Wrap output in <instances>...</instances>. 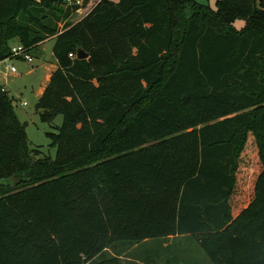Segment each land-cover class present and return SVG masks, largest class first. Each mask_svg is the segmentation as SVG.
I'll list each match as a JSON object with an SVG mask.
<instances>
[{
    "label": "trees",
    "instance_id": "16d2710c",
    "mask_svg": "<svg viewBox=\"0 0 264 264\" xmlns=\"http://www.w3.org/2000/svg\"><path fill=\"white\" fill-rule=\"evenodd\" d=\"M78 1L0 0V61L54 38L35 109L62 118L39 157L0 85V264H121L95 260L183 235L264 264V0Z\"/></svg>",
    "mask_w": 264,
    "mask_h": 264
},
{
    "label": "rangeland",
    "instance_id": "374dc122",
    "mask_svg": "<svg viewBox=\"0 0 264 264\" xmlns=\"http://www.w3.org/2000/svg\"><path fill=\"white\" fill-rule=\"evenodd\" d=\"M71 2V0H69ZM99 0H89L88 4L83 8L85 15ZM258 3L259 0H256ZM198 3L215 9V0H198ZM77 5H82L79 0ZM78 19V17H76ZM59 28L62 24H59ZM234 27L240 29L243 27V21L238 20L234 23ZM20 44L18 39L9 42L10 48ZM52 41L45 42L38 50L33 51L34 55H40L45 61L43 64L33 62V65L20 60L12 62L17 73L14 76L5 78L0 74V83L4 84L9 91L10 97L14 98L13 108L19 121L25 125V135L28 145L31 149L41 152L39 157L48 156L55 157V149L50 147L49 135L55 133L54 126H60L62 123L61 116L54 119L53 125L43 122L40 119L39 111H36L37 91L42 85L44 64H53L55 59L52 55ZM41 62V60H39ZM35 65H39L35 67ZM20 102H25L26 106H20ZM81 166V165H79ZM78 165H71L61 169V173H69L76 169ZM189 235L178 236L176 239H153L141 242L139 244H117L107 250L105 256L96 258L95 262L108 259V257L117 256L121 264H211L209 259L199 248L197 242ZM183 241V242H182ZM179 242V243H178ZM182 242V243H181ZM178 246V244H180ZM189 249L188 251L186 248ZM179 254V255H178ZM175 259V260H174ZM179 261V262H176Z\"/></svg>",
    "mask_w": 264,
    "mask_h": 264
},
{
    "label": "crops",
    "instance_id": "0c3cea01",
    "mask_svg": "<svg viewBox=\"0 0 264 264\" xmlns=\"http://www.w3.org/2000/svg\"><path fill=\"white\" fill-rule=\"evenodd\" d=\"M52 41L53 43H54V38H50V39H48V40H46L45 42H47V41ZM45 42H43V43H41V44H39L38 46H42ZM54 45V44H53ZM37 47V46H36ZM34 48L29 54H30V56H31V58H32V61L31 62H27V63H29V64H31V65H33V62H36L37 63V61L39 62V64L41 63V64H43V63H45V61L43 60V58H42V52H40V50H39V53H40V55L38 56V55H34L33 54V51H35V50H38L37 48ZM53 47V46H52ZM39 60H41V62L39 61ZM20 61H23V60H20ZM26 62V61H25ZM40 64V65H41ZM39 65H35V67H38ZM43 67H44V74H43V82H42V85L40 86V88L38 89V91H37V95H36V98H37V100L42 96V94L44 93V91H45V89H46V87L48 86V84H49V82H50V79H51V77H52V75L55 73V71L57 70V63H56V60L54 61V63L53 64H44V65H42ZM16 74V73H15ZM14 74V75H15ZM14 75H12V76H14ZM0 85L3 87V89H4V91L8 94V96L10 97V94H9V91L5 88V86H4V84H2V83H0ZM12 98V97H11ZM14 99V98H13ZM22 103H25V102H20V106H22V107H25V106H23V105H21ZM178 236H176V237H168V238H171V239H176ZM192 241H194L193 239H191ZM145 242V241H144ZM183 242V241H182ZM181 242V243H182ZM179 243V242H178ZM181 243L180 244H178V246H180L181 245ZM184 248H186V250L188 251L189 249H187L188 247H184ZM179 255V254H178ZM175 260V259H174ZM176 262H179V261H176Z\"/></svg>",
    "mask_w": 264,
    "mask_h": 264
},
{
    "label": "built area",
    "instance_id": "2783aa9c",
    "mask_svg": "<svg viewBox=\"0 0 264 264\" xmlns=\"http://www.w3.org/2000/svg\"><path fill=\"white\" fill-rule=\"evenodd\" d=\"M69 58H75L72 54H69ZM15 60H23L26 62H31L32 58L22 46L18 45L16 47L11 48V56L0 61V74L4 75L5 78H8L15 73H17L16 68L13 66L12 62ZM21 105L25 106L26 103H22Z\"/></svg>",
    "mask_w": 264,
    "mask_h": 264
},
{
    "label": "water",
    "instance_id": "95a60500",
    "mask_svg": "<svg viewBox=\"0 0 264 264\" xmlns=\"http://www.w3.org/2000/svg\"><path fill=\"white\" fill-rule=\"evenodd\" d=\"M87 57H88L87 54H85L83 50L77 49V52H76V59L77 60H84Z\"/></svg>",
    "mask_w": 264,
    "mask_h": 264
}]
</instances>
